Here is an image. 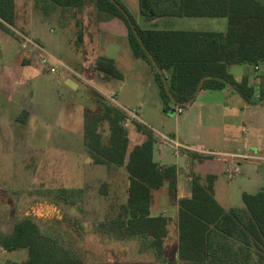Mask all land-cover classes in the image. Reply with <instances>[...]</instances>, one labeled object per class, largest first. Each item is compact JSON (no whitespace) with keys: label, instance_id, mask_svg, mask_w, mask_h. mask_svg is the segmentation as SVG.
<instances>
[{"label":"trees","instance_id":"trees-1","mask_svg":"<svg viewBox=\"0 0 264 264\" xmlns=\"http://www.w3.org/2000/svg\"><path fill=\"white\" fill-rule=\"evenodd\" d=\"M53 1L64 6L84 4V0ZM91 1L99 12L124 21L135 57L146 60L154 68L160 97L166 107L171 104L186 107L195 97L203 77L206 79L201 90L228 88L237 94L232 84L254 104L264 99V86L257 98L248 78L238 82L229 72L233 64L258 66L264 63V0H139L140 13L147 20L160 16L226 17V31L143 28L120 0ZM0 16L14 27L17 21L15 0H0ZM132 24L163 73L146 53ZM92 70L106 79L122 78L115 60L106 55L96 59ZM162 74L167 78L172 96L167 92ZM93 100L96 109L87 110L84 115L87 152L94 164L124 168L128 176L126 201L112 207L114 210L96 229L120 239L143 238L159 258L164 257L169 218L152 215L153 192L168 185L170 197L175 198L178 166H160L155 162L157 140L151 130L139 123L138 130L144 133L145 140L131 147L129 130L123 126L126 114L97 90ZM105 126L109 133L107 139L102 133ZM190 179L191 195L178 201L177 258L186 264H229L231 261L239 264L256 255L264 264V187L256 192L244 191L243 208L227 209L216 196V175L193 173ZM60 192V198L69 204V198L71 202L77 191L74 190L73 195L66 189ZM49 203L57 208L60 202ZM53 221L50 230L63 233L62 219L55 217ZM235 243L239 244L238 250L234 249ZM0 247L7 251L25 250L24 264H87L59 243L54 234L43 231L39 219L33 215L17 220L10 233L0 229Z\"/></svg>","mask_w":264,"mask_h":264},{"label":"rangeland","instance_id":"rangeland-1","mask_svg":"<svg viewBox=\"0 0 264 264\" xmlns=\"http://www.w3.org/2000/svg\"><path fill=\"white\" fill-rule=\"evenodd\" d=\"M32 2L31 0H15L17 21L14 27L26 35L30 34L29 21L32 15ZM122 4L136 19L138 0H122ZM66 14L71 16L73 21L71 26L74 27V31H77L75 32L76 37L78 29L75 21L79 15L77 13L73 16L72 13ZM79 22L83 25L88 24V15L82 14ZM165 23L172 28L189 30L226 31L228 27L226 17L185 16L181 20L178 18L168 19ZM51 25L54 24L51 23ZM48 28L49 23L46 22L42 37L43 41L46 42L45 48L55 54L65 65L70 66V59L85 65L79 56V44L75 42V37L73 40L62 39L58 41L59 43H52L50 37L54 35H58L57 38L60 37L59 34L62 30L57 28L56 33H51ZM33 35L37 36L34 32ZM80 40V38L77 39V42ZM99 41L98 36L94 38V41L88 37L82 38L85 47L89 43L95 44ZM247 67L254 72V67ZM263 67L264 65H262ZM44 70L47 69L44 67ZM46 74L53 75L49 72ZM37 83L42 84V87L50 93L51 85L48 79L44 77ZM132 83L133 78L128 83L125 79H119L115 85L116 91L99 84L86 87L80 83L78 90L68 91V94L61 99V108L64 113L69 111V123L73 118L74 129H28V131L4 129L0 133V229L4 233L12 232L17 220L24 216L33 215L39 219L43 231L54 234L59 243L70 248L75 257L81 258L87 264H133L136 262L139 264H168L169 261H174L176 264H186L177 258L178 245L174 223H170V234L165 241L164 257L161 258L146 245V240L143 238L120 239L110 233L100 232L96 229L97 224L114 210L112 207H117L126 201L128 176L124 168L93 163L84 144V122L83 115H80L81 106L87 104L89 106L87 110H93L92 100L96 89H98L106 96H114L116 104L127 106L130 109L138 108L141 104V95L132 87ZM150 110V114L145 116V120L150 124H152L153 119L158 122L161 112L157 114L154 110ZM252 111L258 112L260 115L243 117L242 120L246 123L242 127L245 130L243 138L256 140L257 135H259L258 127L257 123H253L251 120H260L261 129L264 133V103L254 107ZM169 116L174 117L175 120L173 119L159 127L164 132L175 130L180 126L178 125L180 115ZM146 127L149 128L148 130L153 129L148 125ZM157 129L154 127V130ZM128 130L130 146L133 147L139 142L136 141V126L132 125ZM102 133L107 139L109 136L107 126L102 128ZM35 149L37 150V158H35ZM241 168L242 172L236 177L231 179L222 175L218 182L219 185L217 184L219 188L221 185L222 191L225 192V197L217 195L218 200L225 206L230 205V201L226 200L227 196L232 197L231 202L233 204H237L241 200L242 190L256 191L255 187L249 186V183L264 181L259 180L253 165L243 164ZM63 189L70 191L72 195L74 190L77 191L74 194L73 202H70L69 198V204H67L64 198H60V191ZM78 189H82L80 193ZM153 193L155 194L157 191L154 190ZM160 199L158 195L155 200L158 206L161 202ZM170 199L175 201V198L170 197ZM57 200L60 202L57 203V208H53L54 205L53 207L49 206L51 205L49 202ZM55 217L62 219L61 226L57 225L63 231L61 234L50 230L54 226ZM238 245L235 243L234 249L238 250ZM242 253H239L241 259H243ZM9 255L13 258L14 254ZM229 264H234V262L231 261ZM239 264L263 263L258 261L256 255H253L251 259L241 260Z\"/></svg>","mask_w":264,"mask_h":264},{"label":"crops","instance_id":"crops-1","mask_svg":"<svg viewBox=\"0 0 264 264\" xmlns=\"http://www.w3.org/2000/svg\"><path fill=\"white\" fill-rule=\"evenodd\" d=\"M31 2L33 6L29 21V35L37 39L44 47H46V42L42 38L44 24L48 23L49 15H59L65 19V24L58 28L62 30L59 34L61 38H57L58 35L51 36L50 42L52 43H59L58 41L62 39L73 40L77 31H74V27L71 26L73 22L71 16L69 17L66 13H72V16L76 13L79 15V18L75 21L78 34H76L74 39L79 44V56L85 63V65H82L84 71L80 72L73 67L75 61L70 59L69 65L71 68L62 69L58 73L49 76L40 63L38 53L23 50L18 39H13L11 43H7L4 34L0 30V133L4 129H23L25 131H28V129H74L73 118L69 123V111L67 110L66 113L62 111L61 99L68 94V91L78 90L80 83L86 87L99 84L116 91L115 85L119 81L118 78L106 79L92 70L96 59L101 55H106L115 60L118 69L122 73V78L120 79H125L126 83H128L133 78L132 87L141 95V104L138 108L130 109L119 104L121 107L136 111L146 125L153 127V129L157 127L156 131H160L163 134L166 133L195 148L242 155L243 158L239 160L241 166L243 164L253 165L259 180H264V176L258 171V166L264 164V133L261 129L262 124L260 120L252 121L249 119L251 122L257 123L259 135H257L256 140L243 138L245 130L242 129L246 125L245 121L242 120L243 117L260 115V113L252 110L254 107L264 103V99L250 106L244 103L238 93L235 94L228 88L200 90L195 100L185 107L178 118V125L180 126L175 130L164 132L159 127L174 119V117L169 115L176 117L175 105L171 104L170 107L164 105L155 80L154 68L146 60L135 57L129 44L128 27L122 19L99 12L91 0H84V4L78 7L60 5L53 0H31ZM120 2L122 3V0ZM82 14L88 15L89 22L86 25H83V23L79 24L81 23L79 19ZM172 18L181 20L183 17L160 16L150 20L145 19L140 13L138 0V14L135 20L141 27L158 30H189L172 28L167 25L165 22ZM57 31L56 29L54 33ZM33 32L37 36H34ZM97 36L100 39L99 43H89L87 47L83 46L82 38L86 39L88 37L94 41ZM79 38L81 40L77 42ZM262 65L264 63L259 64L257 68L255 65L233 64L229 67V72L238 82L248 78L250 85L255 87L254 96L256 97L260 93L261 87L264 86V67L262 68ZM247 66L254 67V72L256 71V73L254 74ZM44 77L50 82V93L42 87V84L37 83ZM96 90L106 97V94L101 90ZM92 101L94 104H92V107L95 110L96 105L94 100ZM88 107L87 104L81 106L80 115H83V122ZM150 109L157 114L161 112L158 122L153 119L152 124H150L145 120V116L150 114ZM132 125L136 126V141H139L138 144H140L145 140V135L138 130L139 124L137 122H131L129 127ZM34 151L35 158H37V150L35 149ZM179 159L175 201L170 199L168 185H164L156 190L157 193L154 194V203L151 208L152 215H165L169 218V234L170 223L176 225L177 245L178 201L182 197L191 195L189 177L193 173L216 175V196L221 195L223 197H225V192L222 191L221 185L219 188L217 184L219 185L218 182L222 175L227 177V161L225 158L215 156L202 157L194 154L191 160H185L184 167L179 166ZM176 162L173 154L166 155V164L173 165ZM251 185L258 191L264 187V181H254L249 183V186ZM244 191L247 190H242L241 200L237 204L231 202L232 197L230 196L226 198V200L230 201V205L225 206L220 203L227 209L232 207L243 208L242 194ZM158 195L161 198L159 206L155 201ZM168 236L165 241H167ZM9 254H14L13 258ZM26 259L27 252L25 250L7 251L2 247L0 248V264H24Z\"/></svg>","mask_w":264,"mask_h":264},{"label":"built area","instance_id":"built-area-1","mask_svg":"<svg viewBox=\"0 0 264 264\" xmlns=\"http://www.w3.org/2000/svg\"><path fill=\"white\" fill-rule=\"evenodd\" d=\"M48 23H49L50 32L54 33L57 28L65 24V19L64 17L59 15H49ZM51 23H53L54 25H51ZM0 30L4 34L5 41L7 43H11L13 39H18L20 42V46L23 50L38 53L40 57V63L47 69L46 73L49 72L54 74V73H58L61 68L63 69L71 68L70 66L65 65L61 60H59V58L56 57L53 53L48 51L37 39H35L31 35H26L18 31L17 29H15V27L9 25L1 16H0ZM256 67L258 68V66ZM259 96L260 93L256 95L257 98ZM106 99L110 104L121 109L126 114V119L123 122V126L125 128H128L129 124L133 121L146 127V123L143 121L141 117L137 115L136 111L125 109L121 107L119 104H116L114 96L111 97L106 96ZM184 109L185 107L183 105L175 106V112L177 115H181ZM150 130L152 131L154 137L157 140L156 149H155V162L160 166L166 164L165 161L167 154H173L175 156L177 161L176 162L177 166H178V159L180 157H184L185 160H191L192 155L197 154L202 157L217 156V157L225 158L227 161L226 173L228 178L232 179L242 172V168L239 160L242 159L243 156L240 154H231V153L215 152L205 149H198L188 143H184L178 140L175 137L163 134L152 128ZM190 183H191V179H190Z\"/></svg>","mask_w":264,"mask_h":264},{"label":"water","instance_id":"water-1","mask_svg":"<svg viewBox=\"0 0 264 264\" xmlns=\"http://www.w3.org/2000/svg\"><path fill=\"white\" fill-rule=\"evenodd\" d=\"M120 8H121L122 11H125V9L122 6H120ZM132 27H133V30H134L135 34L138 36V39H139L141 45L144 47L146 53L149 55V57L152 60V62L155 64V66L157 67V69L159 70V72L163 73V71L160 68V66H159L158 62L156 61V59L153 57V55L148 51V49L144 45L143 40H142L141 36L138 34V30L136 29V27L134 26V24H132ZM73 67H75L76 69H78L80 72H83L84 71L83 70V66L81 64L77 63V62H74L73 63ZM162 77H163V80H164V83H165V86H166V89H167L168 94L170 96H172L171 91H170V88H169V85H168L167 78L164 76V74H162ZM205 79H206V77H203L201 79V81L199 82L198 90H197V93H196L195 97L188 104H191L195 100L197 94L199 93V91L201 90V88L203 86V82H204ZM230 86L233 87L235 89V91H237L238 95L241 97V99L244 101V103H246L247 105H250V106H253L254 105V103L248 101L247 98L240 91H238L234 87V85L230 84ZM179 166L180 167H184L185 166V158L184 157H180V159H179ZM258 171L264 176V164L258 166Z\"/></svg>","mask_w":264,"mask_h":264}]
</instances>
